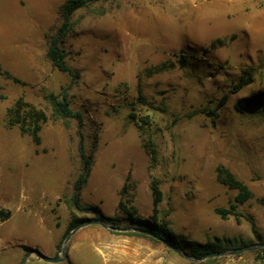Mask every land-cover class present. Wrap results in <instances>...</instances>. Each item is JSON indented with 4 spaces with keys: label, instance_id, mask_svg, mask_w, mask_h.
<instances>
[{
    "label": "rangeland",
    "instance_id": "rangeland-1",
    "mask_svg": "<svg viewBox=\"0 0 264 264\" xmlns=\"http://www.w3.org/2000/svg\"><path fill=\"white\" fill-rule=\"evenodd\" d=\"M66 1L0 0V264H19L31 248L59 255L80 222L70 224L94 217L68 202L79 148L91 162L81 203L121 216L122 226L130 216L118 207L119 191L130 174L128 206L149 217L156 179L158 218L187 251L189 239L219 240L225 251L264 242V0H86L60 44L73 76L46 56ZM218 38L223 44L213 46ZM244 72L253 81L231 92ZM64 91L82 114L80 131L45 98ZM251 94L262 98L239 111ZM21 96L47 115L39 144L8 125ZM221 164L254 194L237 205L238 217L215 211L237 193L217 180ZM150 237L89 224L70 237L64 261L31 254L25 264H264V250L197 261Z\"/></svg>",
    "mask_w": 264,
    "mask_h": 264
},
{
    "label": "trees",
    "instance_id": "trees-1",
    "mask_svg": "<svg viewBox=\"0 0 264 264\" xmlns=\"http://www.w3.org/2000/svg\"><path fill=\"white\" fill-rule=\"evenodd\" d=\"M85 3L86 0H67L65 2L62 12L63 21L61 25L58 27L57 31L49 37V45L46 50V56L50 60L53 67L63 72H69L71 73L72 76L74 75L73 70L69 66L66 59L68 52L60 44L63 36L65 35L68 29V23L71 14L77 8L84 6ZM223 42L224 39L218 38L217 40L213 41L211 44L213 46L217 44L222 45ZM164 67L165 64H159L154 66L153 68H148L147 72L149 73V75H151L155 72H159L163 70ZM2 72L8 77H12L7 71H2ZM14 80L18 81L17 78H14ZM252 81H253V73L244 72L241 75L240 80L232 87L231 92L238 91L240 88H242L245 85H248ZM227 97H228L227 94L222 96L218 105H223L227 100ZM45 98L51 103L55 116L62 117L64 119L76 118L79 124V131H80V126L82 125L83 122L82 114L79 111H75L70 107V102L68 100V94L66 91L60 92L58 94L54 92H47L45 93ZM260 98L256 94H251L249 96L244 97L242 101H239L236 107L241 112L245 111ZM215 111L216 110L212 109L210 110V113L215 115L216 114ZM7 116H8V125L18 124L22 132L30 133L32 135L34 142L38 144L41 142L40 130L42 128V124L47 120V115L43 110L35 107L30 102L25 101L24 98L21 96L13 103V105H11L8 108ZM79 154L82 161V170L79 176L74 181L73 184L74 192L68 199V202L74 209H77L78 211L93 213L94 214L93 218H102L107 224H109L112 227L137 226L148 229L166 238L171 243L175 244L179 248L188 252L194 258H200L206 253L212 251L229 250L228 248L223 247L219 242V240H213V241L208 240L206 242H201L196 239H189L186 242L190 250L187 251L185 249L184 242L178 240L176 238L175 233L168 227L167 223L164 220H159L158 218V211H159L158 205L162 200V190L160 189L159 183L156 179H153L151 184V188L153 192V203H154L153 211L149 217L142 218L136 215L137 211L134 208V206H128V202H130V199L129 200L125 199V196L128 195L130 188L132 189L135 188V184H130V174L127 175L126 181L124 182L123 186L119 191L120 199L118 202L119 209L128 213L130 216L129 217L130 222L126 226H122L121 216L106 215L95 204L83 205L81 203L80 195L82 188L88 181L91 172V162H90V158L84 153L82 148H79ZM216 178L220 183L227 185L229 188L237 189V193L233 198V200H230L229 206L216 207L215 208L216 213L219 214L222 218H225L228 215H234L235 217H238L240 213L237 211V205L243 204L252 197H254L252 190L250 189V187L246 182L238 178L235 175V173L225 165L221 164L216 167ZM258 200L264 205V197H260L258 198ZM88 219L91 218L76 219L70 224L68 231L72 229L79 222ZM247 219L251 222L253 233L256 236H259L254 219L252 217H247ZM121 233L135 234V235L149 237L145 234L136 231H126ZM258 250H264V247H261Z\"/></svg>",
    "mask_w": 264,
    "mask_h": 264
},
{
    "label": "water",
    "instance_id": "water-1",
    "mask_svg": "<svg viewBox=\"0 0 264 264\" xmlns=\"http://www.w3.org/2000/svg\"><path fill=\"white\" fill-rule=\"evenodd\" d=\"M89 224H100L106 228H110V229H114L117 231H121V232H126V231H136V232H140L142 234L151 236L159 241H161L163 244H165L167 247L171 248L172 250H174L175 252H177L179 255L189 259V260H204L206 258L209 257H216V256H223V255H232V254H239L243 251L246 250H257L261 247H264V242H256L253 244H249L243 247H239L236 248L233 251H212L209 253H206L205 255H203L200 258H194L192 257L188 252H186L185 250L179 248L178 246H176L175 244L171 243L169 240H167L166 238L160 236L159 234H156L148 229L142 228V227H137V226H128V227H112L109 224H107L102 218H91L85 221L80 222L76 227H74L65 237L63 245H62V251L61 254L56 255V256H48L46 254H44L41 250L37 249V248H31L29 251L26 252V254L23 256V258L21 259L19 264H25L27 259L29 258V256L31 254H36L40 259L47 261V262H61L64 261L67 257V251H68V247H67V242L70 239V237L77 232L80 228H82L83 226L89 225Z\"/></svg>",
    "mask_w": 264,
    "mask_h": 264
}]
</instances>
